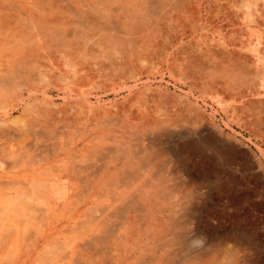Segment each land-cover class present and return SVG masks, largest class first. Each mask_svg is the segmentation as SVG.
Here are the masks:
<instances>
[{"label": "rangeland", "instance_id": "obj_1", "mask_svg": "<svg viewBox=\"0 0 264 264\" xmlns=\"http://www.w3.org/2000/svg\"><path fill=\"white\" fill-rule=\"evenodd\" d=\"M161 262L264 264V0H0V264Z\"/></svg>", "mask_w": 264, "mask_h": 264}, {"label": "bare ground", "instance_id": "obj_2", "mask_svg": "<svg viewBox=\"0 0 264 264\" xmlns=\"http://www.w3.org/2000/svg\"><path fill=\"white\" fill-rule=\"evenodd\" d=\"M58 176V175H57ZM53 177V176H52ZM59 183H60V181H59ZM57 186H58V182H57ZM62 187V186H61ZM66 191V190H65ZM33 200V199H32ZM188 236V235H187ZM193 251V250H192ZM156 258V257H155ZM167 258V257H166ZM162 264H168V263H163V262H161ZM157 264H159V263H157Z\"/></svg>", "mask_w": 264, "mask_h": 264}]
</instances>
